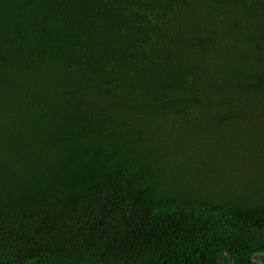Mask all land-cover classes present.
Returning a JSON list of instances; mask_svg holds the SVG:
<instances>
[{"label": "trees", "instance_id": "16d2710c", "mask_svg": "<svg viewBox=\"0 0 264 264\" xmlns=\"http://www.w3.org/2000/svg\"><path fill=\"white\" fill-rule=\"evenodd\" d=\"M224 252L264 256V0H0V264Z\"/></svg>", "mask_w": 264, "mask_h": 264}, {"label": "water", "instance_id": "95a60500", "mask_svg": "<svg viewBox=\"0 0 264 264\" xmlns=\"http://www.w3.org/2000/svg\"><path fill=\"white\" fill-rule=\"evenodd\" d=\"M226 254L230 256V264H233L232 263V256H231V254L229 252H224V253L221 254V256H220V262H221V264H223L222 259H223V256L226 255ZM260 259H264V256H256L255 263L256 264H259V260Z\"/></svg>", "mask_w": 264, "mask_h": 264}]
</instances>
